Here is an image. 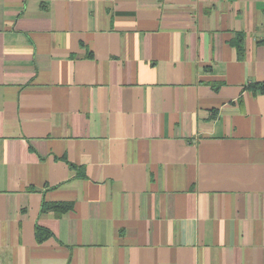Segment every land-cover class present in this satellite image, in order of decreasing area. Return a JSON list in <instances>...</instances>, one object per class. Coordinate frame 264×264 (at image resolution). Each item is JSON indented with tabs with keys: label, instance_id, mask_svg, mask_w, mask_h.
Instances as JSON below:
<instances>
[{
	"label": "crops",
	"instance_id": "1",
	"mask_svg": "<svg viewBox=\"0 0 264 264\" xmlns=\"http://www.w3.org/2000/svg\"><path fill=\"white\" fill-rule=\"evenodd\" d=\"M256 84L264 0H0V264H264Z\"/></svg>",
	"mask_w": 264,
	"mask_h": 264
},
{
	"label": "trees",
	"instance_id": "2",
	"mask_svg": "<svg viewBox=\"0 0 264 264\" xmlns=\"http://www.w3.org/2000/svg\"><path fill=\"white\" fill-rule=\"evenodd\" d=\"M253 88L256 91L264 93V84H256L253 86ZM55 207L60 208V209H66L67 205H55ZM38 235L40 238H42V232H38Z\"/></svg>",
	"mask_w": 264,
	"mask_h": 264
}]
</instances>
